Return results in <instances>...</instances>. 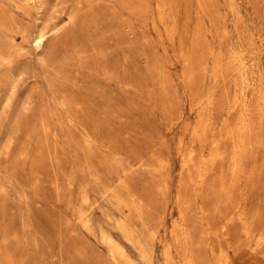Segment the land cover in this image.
<instances>
[{"label":"rangeland","instance_id":"374dc122","mask_svg":"<svg viewBox=\"0 0 264 264\" xmlns=\"http://www.w3.org/2000/svg\"><path fill=\"white\" fill-rule=\"evenodd\" d=\"M0 16V46L21 47L0 62V264H128L104 235L134 264L169 246L173 264H264V0H0ZM251 47L257 88L231 111Z\"/></svg>","mask_w":264,"mask_h":264},{"label":"bare ground","instance_id":"6f19581e","mask_svg":"<svg viewBox=\"0 0 264 264\" xmlns=\"http://www.w3.org/2000/svg\"><path fill=\"white\" fill-rule=\"evenodd\" d=\"M37 1V0H36ZM207 1V0H206ZM230 1V0H229ZM257 1V0H256ZM203 2V1H202ZM231 2H233V1H231ZM234 3V2H233ZM5 4V3H4ZM203 4V3H202ZM207 4H208V2H207ZM175 6V5H174ZM231 6V5H230ZM200 7V6H199ZM234 7V6H233ZM233 7H232V9H233ZM235 9V8H234ZM218 10V9H217ZM37 12V11H36ZM206 12V11H205ZM19 13V12H18ZM232 13H233V11H232ZM27 16V15H26ZM210 16V15H209ZM238 16V15H237ZM170 17V16H169ZM262 17V16H261ZM176 19V18H175ZM4 20H5V18L4 17H1L0 16V23L1 24H3V22H4ZM261 20V19H260ZM204 24V23H203ZM255 25V24H254ZM203 28V27H202ZM17 30V32H19L21 35H22V38L24 39V40H29V39H31L30 41L36 46V47H39V46H41L42 44H44V42H45V40H46V38H47V36H48V32H45L44 31V29L43 28H40V29H38V30H36L35 32H32V33H29L28 32V30H26V29H16ZM176 30V29H175ZM54 32V31H53ZM237 32H238V30H237ZM201 33V32H200ZM50 35V34H49ZM223 35V34H222ZM226 35V34H225ZM248 35H250L251 36V34H249V32L247 33V36ZM4 36H7L8 38H10V40L9 41H16L15 40V38L14 37H12V36H9V33H5V35ZM243 36V35H242ZM260 39V38H259ZM243 41V40H242ZM255 41V40H254ZM263 41V40H262ZM196 44V43H195ZM251 44H253V43H251ZM199 47V46H198ZM196 48H197V46H196ZM21 49V47H19V46H16L15 44H12L10 47H8V48H3V47H1L0 46V62H2V61H6V60H9L10 58H11V56H12V54H14V53H16V52H18L19 50ZM240 49H243V48H240ZM215 50V49H214ZM257 50H258V52H260V47H258L257 48ZM210 51H212V50H210ZM221 51V50H220ZM263 52V51H262ZM193 54H194V52H193ZM214 55V54H213ZM239 57H237V56H235V58L233 59V60H235V66H234V72H237L239 75H240V78H241V82H242V86H241V91H239L240 92V95H241V97H239L238 98V95L236 96V101L233 103V106H232V110L231 111H234L233 109L235 108V110H238L240 107H239V105H242V101H244V100H247V98L249 97V95H250V93L252 92V91H254V90H256V88H257V86H255V83L253 82V67H254V63H256L255 62V51H254V48L253 47H251L249 50H245V52L242 54H240L239 53ZM260 55V54H259ZM262 55V54H261ZM195 57V56H194ZM257 57V56H256ZM220 58V57H219ZM238 58V59H237ZM208 62V61H207ZM259 66V65H258ZM217 67V66H216ZM190 68H191V66H190ZM198 70V69H197ZM200 70V69H199ZM230 70V69H229ZM192 71V70H191ZM204 71V70H203ZM215 72V71H214ZM197 74V73H196ZM195 75V74H194ZM219 75V74H218ZM218 75L216 74L215 76H217L218 77ZM256 75V74H255ZM259 75V74H258ZM216 78V77H215ZM260 78V77H259ZM229 79H231V78H229ZM256 79V78H255ZM214 80H217V79H214ZM236 81V80H235ZM234 82V81H233ZM226 83V82H225ZM237 83H238V81H237ZM234 84H236V82L234 83ZM169 85V84H168ZM224 85H226V84H224ZM238 86H239V84H238ZM220 89V88H219ZM217 90V89H216ZM262 92V91H261ZM239 94V93H238ZM239 95V96H240ZM209 98V97H208ZM207 100V99H206ZM245 102V101H244ZM254 103H252V104H255L256 105V103H255V101H253ZM230 105V104H229ZM248 105V104H247ZM258 105H259V103L257 104V107H258ZM244 106H246V105H244ZM238 107V109H236ZM248 107V106H247ZM245 108V107H244ZM260 108H261V106H260ZM258 109H259V107H258ZM244 111H246V110H244ZM249 111V110H248ZM238 112V111H237ZM254 111H252V113H253ZM259 112V111H258ZM247 113H250V112H247ZM252 113H251V116H256V114H255V112L253 113L254 115H252ZM238 114H240V112L238 113ZM244 114V113H243ZM242 116H244V115H240V118L242 117ZM243 119H244V121H245V123L247 122L246 121V118H244V117H242ZM261 118L262 119H264V110H262V112H261ZM250 119V118H249ZM255 119V118H254ZM242 120V119H241ZM239 121H240V119H239ZM240 123H241V121H240ZM261 123H262V121H261ZM252 124H254V122L253 123H251L250 121L249 122H247V125H245L246 126V128H244V130H246V131H248V135L250 136V134L249 133H252V129H254V128H252ZM202 125V124H201ZM244 125V124H243ZM242 125V127H244ZM61 126V125H60ZM241 127V126H240ZM237 130V129H236ZM239 130V129H238ZM239 132V131H238ZM253 132H254V130H253ZM256 133H257V131H256ZM237 135V134H236ZM238 136H239V134H238ZM240 137V136H239ZM251 137V136H250ZM253 137V136H252ZM255 137V136H254ZM261 138H262V140H263V138L264 137H262L261 136ZM260 138V139H261ZM239 139V138H238ZM243 139V138H242ZM239 140H241V139H239ZM253 140V139H252ZM242 142H243V140H241ZM260 141V140H259ZM247 142V141H246ZM263 142V141H262ZM260 143V144H263V143ZM243 144H244V142H243ZM250 144V143H249ZM215 147H216V144L214 145ZM246 146V145H245ZM261 146H263V145H261ZM214 147V148H215ZM239 149H240V147H239ZM244 149V148H243ZM247 149V147L244 149V151ZM241 150V149H240ZM184 151V150H183ZM237 151H238V149H237ZM186 152V151H185ZM184 153V152H183ZM237 153V152H236ZM236 153H235V156L234 157H236ZM241 153V152H240ZM239 152L237 153L238 155L240 154ZM190 154V153H189ZM213 154H215V156H216V152L215 153H213ZM191 155V154H190ZM189 155V156H190ZM211 155V154H210ZM238 155H237V157H238ZM243 155V154H242ZM210 157V156H209ZM212 157H213V155H212ZM222 157H223V155H222ZM233 157V158H234ZM236 157V158H237ZM190 159H192V157H189ZM213 158H215V157H213ZM236 158L234 159V160H236ZM202 160V159H201ZM205 160H207V159H205ZM211 160H212V158H211ZM188 161H190V160H188ZM238 161V160H237ZM237 161H235V162H237ZM240 161V160H239ZM242 162V161H241ZM240 162V163H241ZM210 163V162H209ZM201 165V164H200ZM240 165V164H239ZM212 167V166H211ZM233 167H234V164H233ZM236 167H237V164H236ZM236 167L234 168V169H236ZM234 169L232 170V171H234ZM240 174V173H239ZM199 177H202V176H199ZM237 177V176H236ZM201 179V178H200ZM203 179V178H202ZM233 180V179H232ZM235 181V180H234ZM200 182V181H199ZM122 183V182H121ZM123 184V183H122ZM125 186V185H124ZM232 186V185H231ZM176 191H177V189H176ZM182 194V193H181ZM176 195H177V193H176ZM180 195V194H179ZM179 195H177V197L179 198ZM177 198V199H178ZM181 198H179V200H180ZM175 201V200H174ZM179 202V201H178ZM171 209V208H170ZM217 209V208H216ZM217 211V210H216ZM212 213V212H211ZM211 215V214H210ZM233 216V215H232ZM237 216H238V214H237ZM185 217V216H184ZM78 221V220H77ZM230 221V220H229ZM172 223V222H171ZM117 224V223H116ZM229 224V223H228ZM140 225L138 224V223H133V224H128L127 222H125V221H122V222H120L119 223V229L125 234V236L132 242V243H134V244H136L137 246H138V248H139V250H140V252L142 253V255H143V257L145 258V259H147V260H149V261H151V260H153V258H154V249H153V246L151 245V242H152V240H153V238H152V234L150 233V231L148 230V229H146V231H145V234H146V237L145 238H142L140 235H137L136 234V232L134 231V230H136V228L137 227H139ZM183 226V225H182ZM184 227V226H183ZM208 227V226H207ZM212 230V229H211ZM221 231H223V234H227V231H228V227L227 226H223L222 227V230ZM245 231L250 235V236H254L253 235V232L254 231H252V230H250V228H248V227H245ZM209 232V231H208ZM212 232H214V231H212ZM210 233V232H209ZM170 234V233H169ZM214 234H218L217 232H214ZM226 237V236H225ZM187 237H185V239H186ZM222 238H223V236H222ZM258 239V241L259 242H263L264 241V228L263 229H261V231H260V233H259V235H258V237H257ZM184 239V238H183ZM188 239V238H187ZM103 240H104V242H105V244L108 246V248H109V250L111 251V254H112V257H113V259L114 260H116V261H119V259H122V260H124L126 263H128V264H134V260L129 256V254L127 253V251H126V249L124 248V246L119 242V241H117L114 237H112V236H110V235H104V237H103ZM182 240V239H181ZM190 242H191V240H190ZM190 242H189V244H188V248L187 249H189V246H190ZM182 244V243H181ZM104 247V246H103ZM105 248V247H104ZM252 249H254V248H252ZM106 250V249H105ZM171 249H170V246L169 247H167L166 248V250H165V252H164V257H165V264H173V260H172V254H171V251H170ZM187 254V253H186ZM185 254V255H186ZM186 258V257H185ZM189 260H190V258H189ZM188 260V262H187V264H192V262H190V261H192V260H190L189 261ZM222 260V259H221ZM247 261V260H246ZM227 262V261H226ZM225 262V263H226ZM116 263V262H115ZM222 263V262H221ZM220 263V261H219V264H221ZM195 264V263H194ZM211 264H214V263H211Z\"/></svg>","mask_w":264,"mask_h":264}]
</instances>
